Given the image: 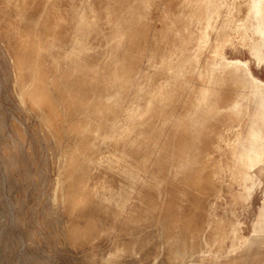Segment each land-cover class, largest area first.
Segmentation results:
<instances>
[{"label":"bare ground","instance_id":"obj_1","mask_svg":"<svg viewBox=\"0 0 264 264\" xmlns=\"http://www.w3.org/2000/svg\"><path fill=\"white\" fill-rule=\"evenodd\" d=\"M4 135L76 264H264V0H0Z\"/></svg>","mask_w":264,"mask_h":264},{"label":"rangeland","instance_id":"obj_2","mask_svg":"<svg viewBox=\"0 0 264 264\" xmlns=\"http://www.w3.org/2000/svg\"><path fill=\"white\" fill-rule=\"evenodd\" d=\"M247 59V55L242 56ZM14 146L7 135H4L0 144V150L11 152ZM33 167V165H31ZM31 167V168H32ZM5 173V174H4ZM2 174V175H1ZM9 182L12 184L10 187ZM4 187L0 189V206H6V214H17L20 225L15 227L9 216H2L0 212V264H23L20 260V250L27 249L32 255V264H76L67 251H59L54 240L49 235L47 223L42 217V208L45 199L41 193L28 192L26 196L23 194L20 186V171L16 167L9 168L5 171L0 167V184ZM260 201L256 199V204L249 210H244L241 207L234 209L235 213H231L228 208L225 212H220V217L230 223H236L239 220L251 219L254 215V210ZM232 203L229 202V205ZM8 220V227H1L3 221ZM245 236L250 234V228H245L241 231ZM7 238L10 242L6 245L3 241ZM24 238V245L22 246L20 240ZM230 242H228V245Z\"/></svg>","mask_w":264,"mask_h":264}]
</instances>
